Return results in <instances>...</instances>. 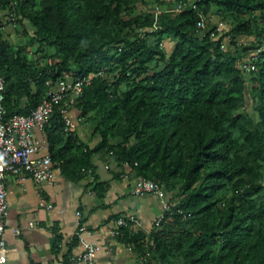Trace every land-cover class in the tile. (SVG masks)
Masks as SVG:
<instances>
[{
  "label": "trees",
  "instance_id": "16d2710c",
  "mask_svg": "<svg viewBox=\"0 0 264 264\" xmlns=\"http://www.w3.org/2000/svg\"><path fill=\"white\" fill-rule=\"evenodd\" d=\"M139 2L147 0H0L1 10L36 28L18 47L0 30L6 118L29 114L66 75L114 74L94 77L76 104L80 117L95 114L98 144L66 130L64 101L45 127L64 177L79 182L91 173L95 187H104L93 157L105 153L164 184L177 204L161 225L148 234L122 232L156 264H264V49L257 68L245 73L241 61L250 48L239 42L254 36V47H264V0H195L196 9H163L157 18L152 10L135 13ZM214 7L237 19L229 42L213 37L216 26L205 33L198 27L199 12ZM243 13L251 16L240 19ZM167 37L171 53L162 46ZM34 45L42 54L54 48L52 62L33 61ZM249 84L258 121L243 111ZM77 242L78 235L72 246Z\"/></svg>",
  "mask_w": 264,
  "mask_h": 264
},
{
  "label": "crops",
  "instance_id": "0c3cea01",
  "mask_svg": "<svg viewBox=\"0 0 264 264\" xmlns=\"http://www.w3.org/2000/svg\"><path fill=\"white\" fill-rule=\"evenodd\" d=\"M77 109L70 108L67 115L74 121L73 130L95 146L101 137L98 134L93 137L79 126L74 116ZM38 134L46 138L45 133ZM93 162L98 181L106 183L104 187H95L91 173L74 182L66 179L59 168L52 182L38 184L31 177L22 180L8 177L6 238L10 250L6 264H64L68 257L84 250L80 242L72 246L80 222L85 227L82 235L97 246V264H146L135 246L125 242L124 234L118 236L112 230L119 217L135 214L139 222L131 225L130 231L148 234L154 219L162 212L160 199L152 194L132 193L135 174L129 166L117 165L105 153L96 154ZM43 197L53 204L52 208L41 205ZM16 229H20L19 234Z\"/></svg>",
  "mask_w": 264,
  "mask_h": 264
},
{
  "label": "built area",
  "instance_id": "2783aa9c",
  "mask_svg": "<svg viewBox=\"0 0 264 264\" xmlns=\"http://www.w3.org/2000/svg\"><path fill=\"white\" fill-rule=\"evenodd\" d=\"M187 8H197L195 1H179L173 11L181 12ZM156 18L163 9L158 5L154 9ZM198 27L206 28L207 15L199 12ZM214 16V14H210ZM218 27L217 30H219ZM214 36V33H213ZM225 45L223 44V47ZM263 46H257L255 51L249 49L247 55L241 61V67L245 73H249L257 68L256 62L260 59ZM107 77V71L102 69L89 74H78L73 79L62 78L57 86L50 89L43 101L34 108L29 114L17 112L9 118H6L7 109L4 104V90L6 87V78L0 71V264H6L9 252L8 241L6 238V217L9 212L7 179L14 176L18 180L31 177L36 183L54 181L57 178L58 166L53 160L49 149L47 138H42L38 132L44 133L46 125L51 121L56 105L65 102L62 112L66 117V130L72 131L74 121L68 117L70 108L76 107L79 98L84 92V87L89 84L94 77ZM51 84V81H47ZM124 178H129L128 173ZM132 193L134 195L152 194L161 201L162 212L154 221V226H160L167 211H173L177 200L172 198L171 192L167 190L164 184L147 178L143 175H135L132 179ZM41 205L52 208L53 204L44 197L41 199ZM184 219L191 216L182 209L178 210ZM138 217L135 214L121 216L116 220L112 233L118 236L122 235L125 227H130L138 223ZM34 222H30L33 225ZM77 231L79 242L84 250L77 255L69 257V262L64 264H97V246L92 241L86 239L82 233L85 231L84 225L80 222ZM20 233V229H16Z\"/></svg>",
  "mask_w": 264,
  "mask_h": 264
},
{
  "label": "rangeland",
  "instance_id": "374dc122",
  "mask_svg": "<svg viewBox=\"0 0 264 264\" xmlns=\"http://www.w3.org/2000/svg\"><path fill=\"white\" fill-rule=\"evenodd\" d=\"M185 1V0H184ZM186 1H195V0H186ZM176 0H147V2L142 3L139 2L134 9L135 13H139L140 11L144 10H152L156 8V6L160 5L162 9H167L171 10L174 9L177 6ZM214 14V16H211L210 14L207 15V28L206 29H211L212 27L216 26V31L218 32L216 35L213 37H219L223 35L224 41L229 42L230 39L232 38V35L229 33L230 29L236 24L237 19L235 16L226 14L224 12H221L217 10L216 7L212 8L211 12ZM251 16L250 13H243L239 16L240 19H248ZM0 17L2 18L3 23L0 25V30L3 32V35L5 38L10 39L15 47H18L24 43H26L28 40L31 39V37L35 34L36 28L30 23L29 20L23 19V23H20L17 19L18 17L13 14L9 13L8 10H1L0 9ZM218 27H220L219 30ZM203 33H205V30ZM25 30L28 31V33L25 32ZM150 31V29H141L139 32L142 33L143 35H146V32ZM148 39L152 40L153 37L149 36ZM239 42H242L241 45L243 46H248L251 50L256 49L255 46V37L254 36H242L239 37ZM162 46L163 48L168 52L171 53V51L174 48V41L172 40L171 37H167L162 41ZM253 46V47H252ZM43 54L39 53L37 45H34L32 47L31 52L28 53V56L33 60L36 61L38 65L45 63V62H52L53 60V53H54V48L46 47L43 50ZM107 76H111L113 78L114 74H107ZM67 79H73L74 77L72 75H66ZM127 89V85L124 83L119 86V91H125ZM249 94H248V102L243 109L244 112L249 113L253 116V118L258 121L259 116L258 113L255 110V100H254V95L255 92L251 90V84H249ZM77 115L74 114L76 117V120L79 121V126L86 131V133H89L91 135H95L94 132V125L95 122H93V119L95 118V114H91V118L87 119H79L78 114L80 113L79 110L77 109ZM73 115V114H72ZM94 117V118H93ZM176 198V197H175ZM177 200V199H176ZM145 244H148V239L145 240ZM144 261L146 264H156L155 258L150 253H147V255H144Z\"/></svg>",
  "mask_w": 264,
  "mask_h": 264
}]
</instances>
